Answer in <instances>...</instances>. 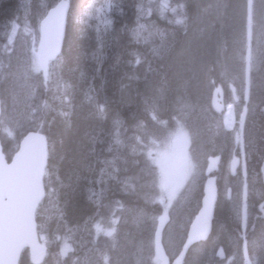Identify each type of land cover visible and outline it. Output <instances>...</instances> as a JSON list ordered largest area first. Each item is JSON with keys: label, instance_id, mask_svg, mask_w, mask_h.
I'll return each mask as SVG.
<instances>
[{"label": "trees", "instance_id": "obj_1", "mask_svg": "<svg viewBox=\"0 0 264 264\" xmlns=\"http://www.w3.org/2000/svg\"><path fill=\"white\" fill-rule=\"evenodd\" d=\"M36 1L0 0V41L7 42L13 26L21 31H37L39 19L55 0H43L44 4L42 0ZM147 1L156 6L150 9L151 14L147 10L146 19L159 27L158 37L161 35L159 39L163 41L158 43L154 39L150 44L145 41V45L135 36V25L139 6ZM169 2L173 11L163 13L157 0H69L71 14L62 48L48 73H38L30 66L22 76L28 77V83L25 79L0 78V143L6 159L16 151L20 137L27 131L41 132L47 140L45 193L35 212L37 233L48 246L41 264H112L114 252L119 253L122 248L121 254L131 255L132 263L128 264H154L157 253L153 231L161 208L151 210L140 203L135 192L137 180L146 179L140 176L144 172L150 171L153 176L147 177L159 183V170L154 162L149 165L143 159L149 155L156 158L158 149L163 151L170 143L164 145L169 135L181 134V130L185 132L187 147H195L203 155L214 154L217 149L203 148V144L222 141L225 146L232 144L240 156L239 126L236 125L234 136L230 130H224L221 112L212 111L210 103L207 109L213 122L200 118V122L188 124L170 116V106L175 102L188 112L199 103L202 106L218 86H223L225 102L230 100L236 105V118L241 117L245 107L241 135L246 173L245 178L239 173L236 181V202L240 210L243 182L247 255L251 264H264V218L258 209L264 200V171L259 168L264 159V0H252L249 23L243 9L246 0ZM153 46L156 49H151ZM29 101L32 103L27 111ZM155 106L156 112L152 110ZM26 114L37 119H28ZM144 148H152L149 155ZM233 177L230 175L232 180ZM201 191L198 188L199 198ZM114 201L126 209H135L131 215L137 218L149 216L148 227L143 225L135 236L125 234L124 242L109 234L107 231L121 220L115 218L118 208ZM196 202L200 204V199ZM224 204L221 194L218 195L210 234L200 243L204 247L221 224L222 245L231 239L233 242L228 244L235 246L233 250L225 246L233 258L231 264H242L241 216L238 210L229 211ZM168 216H174L171 208ZM186 230L185 227L183 231ZM162 234L160 243L170 253L169 244L161 242L165 232ZM125 242L129 248L124 246ZM18 264H31L26 249Z\"/></svg>", "mask_w": 264, "mask_h": 264}, {"label": "rangeland", "instance_id": "obj_2", "mask_svg": "<svg viewBox=\"0 0 264 264\" xmlns=\"http://www.w3.org/2000/svg\"><path fill=\"white\" fill-rule=\"evenodd\" d=\"M56 1L57 0H55L54 3H56ZM157 1H158V5L162 7L163 13H166L167 10L170 12L173 11L172 6L169 5V3H170L169 0H167V1L166 0H157ZM167 2H168V4H167ZM41 3L44 4V1L42 0ZM145 3L142 6H140L139 11H138V13H139L138 17L141 19L137 20V25H136L137 29H135V30H137L136 36L138 38H140L142 41L144 40L143 42H145V41L152 42L155 37H156L155 39H157L158 42H161V40L157 36L158 35V28L156 27V25H154V24L152 25L153 22L150 23V22L146 21L147 20L146 19L147 10L154 9L156 4L155 3L151 4L150 1L145 2ZM251 3H252V0H251ZM28 5H29V3L26 4L27 7H28ZM165 9H167V10H165ZM243 9H245L246 14H247L246 4H244ZM46 11L43 13V15L46 13ZM69 14H71V10H70ZM152 26H153V28H152ZM25 29L26 30L21 31V29H18L17 27L13 26L11 29V32L8 35L7 42L4 41V39H2L0 41V78L1 79H13V80L25 79V81L28 83V80H27L28 77H22V76L25 75V72L27 70H29L30 66H34L35 70L38 73L40 72V66L38 65V62H37V42H38V37H39L38 29L35 33H34V31H32L28 28H25ZM144 32L147 34H145ZM143 33H144V36H143ZM151 49H155V47H151ZM247 51H248V49H247ZM247 51H246V53H247ZM1 52H3L4 56H2ZM50 67H51V63L49 64L48 71L50 70ZM48 71H47V73H48ZM30 99H32V97ZM208 99L210 100V97L208 98V96H207L206 102ZM209 100H208V102H209ZM228 102L233 105V109H234L235 108L234 103L231 102L230 100ZM228 102H226V103H228ZM31 103H32V101L28 102L27 111H29ZM158 108L161 110L160 107H158ZM158 108H157V110L159 111ZM180 109L181 108L179 107L178 103L175 102L174 106H173V111L175 110L174 114L176 116L185 112V111L183 112L182 109L181 110ZM152 110H154L156 112V106L153 107ZM176 110H178V111H176ZM176 112H178V113H176ZM179 112H181V113H179ZM170 114H171V112H170ZM175 115H172V116L170 115V116L174 118V117H176ZM21 116L23 117V115H21ZM26 116H27V114H26ZM234 116H235V109H234ZM27 118L34 120V121L37 119L36 117H34L30 114H29V117L27 116ZM240 118L237 119L235 117V121L237 122V120H239ZM17 119H18V117H17ZM208 120H209V122H213L212 117H210ZM178 122L179 121H176V123L178 125L182 126V124H180V122L179 123ZM221 125H222V128L224 130H228V128L224 126L223 122L221 123ZM208 126H210V125H208ZM239 126H240V124H239ZM137 129H139V128L137 127L136 130ZM235 129H236V126L234 125V127H232V129L230 130L232 132L233 136L235 135V133H234ZM176 133L177 132L171 133L169 135V138H167V141L164 143V145H167L169 142L170 143L165 148V150L161 151L160 149H158L159 154L157 153L156 158L149 155V151L152 148L151 149H146V148L143 149L144 152L145 153L148 152V155H149V157L148 158L145 157V159H143V161H145V163L149 164V165H151L152 162H154L156 164L157 169L159 170V174H158L159 183L156 179H149L147 177L150 175L153 176V174H151L150 171H148L147 173L144 172L145 174L143 173V175H140V176H143L144 179L146 178L143 182H138L139 180H137L139 192L136 190L135 196L138 197V200L140 201V203L147 204L151 210L155 209L156 206L159 209L161 208V214L158 215L159 217H158V220L156 221L154 231H153V234H154L153 238L155 240L153 247L157 253L156 254L157 257H156V260L154 261V264H200V263H203V264H231V262L229 261L230 259H228V258H230V257H228L229 256L228 248L230 247L231 249H233V248H235V246L233 245V243L228 244V242L226 244V246L228 245L227 250H225L226 248L224 246H222L223 242H222V238L220 237L221 236L220 230L222 227L221 224H218V226H217V231L219 230V233L216 232L215 234H213L214 238H213V236L210 237L207 244H204L205 248L203 247V244H201L199 241L198 242H190L187 238V231L186 232L183 231V229H185V227H186V229H188L189 224L191 223L193 217L196 214L198 207L200 206V205L197 206V208L195 206L196 201H198L197 199H200V201H201V198L198 197V188H201V190H203V184L204 183L202 184L200 181L204 182L205 178L207 177L205 172H202L200 170L205 169L204 165L207 162V158L210 155V153H208L209 155L208 154L203 155L195 147H193V148L187 147V145L185 143L184 136H183V134L185 135V132L183 130H181V134L176 135ZM196 137H198V136H196ZM239 137H241L240 131H239ZM207 144H209V143H207ZM223 144L224 143H222V142H219L216 144L212 142L210 145L203 144L202 146H203V148L205 146H208L209 149L217 148V151L215 149H213V150H215L214 154H220L221 160H222L217 171H215L213 173V175H215V174L217 175V176L215 175L216 179H217V183H218V181L221 182L220 186H219V184H217L219 186L218 189L221 187V191L220 190L218 191V195L220 193L222 196V201H225V204H224V205H226L225 208H229V210H232V208H233V210L237 211L239 207H238V203L236 202V200L238 197L237 188H238L239 184L236 183L235 181H237L239 179V175H238L239 172L242 173V175H241L242 178H245L246 170L244 167H242V168L239 167L238 170H236L234 172L235 174L237 173V175L234 176L235 177L234 181H232V179L230 178V175H229L230 170H229V159L228 158H230V156H232V155H235L236 151H235L234 146L231 147V145H230L229 149H228V146H226L227 147L226 148L225 145H223ZM203 148H202V150H203ZM146 150H147V152H146ZM200 150H201V148H200ZM152 153L153 152L151 151L150 154H152ZM135 155L138 156L139 153H136ZM243 155H244L243 150H240V158H242ZM204 161H206V162H204ZM198 163H200L199 165L202 168H200ZM143 165H144V163H143ZM198 167L200 168V170ZM259 168H260V171H262V172L264 171V169L262 170V168H264V159L262 160V163H261ZM223 169L225 170V172ZM197 170L200 171V173L197 172ZM195 173H197V174H195ZM203 174L205 176H203ZM221 174H222V176H221ZM193 177H194V180H193ZM198 177H199V179H198ZM201 177L203 179H201ZM221 177H223V178H221ZM230 180L233 183L230 182ZM193 183H195V184H193ZM196 183H197V185H196ZM198 185H199V187H198ZM226 186L230 190V192L233 191L231 193L232 195L230 194L232 197L230 195H229V197L227 196V190L228 189L226 188ZM222 187H223V189H222ZM181 190H182V192H181ZM223 192H225V194ZM241 192H242V195H241L242 200H241L240 210H238V212L241 216V222H242L241 226L242 227L240 228L239 236L241 237V241H242L241 248H242L243 260H244L242 262V264H248V258H247L248 256H247V251H246L247 243H245V241L247 239L245 238V233H244L245 232V224L244 223L246 221L245 220L246 219V206H245L246 203H245V188H244L243 182L241 185ZM230 202H231V204H230ZM113 205H114V207L118 208L117 213L115 212L116 213L115 218L121 219L113 229H110L107 231V232H109V234L113 233V237H116L117 239L121 240V242H124L125 241V237H124L125 234H127V235L133 234V236H135V235H137L138 230H140V228H142L143 225L145 227L147 225V227H148V225L150 223V221L148 222L149 216L145 215V216H139V218H137V216L131 215L135 209H132V208L126 209L124 207H121V206H119L120 204L117 201H114ZM170 208L174 211L173 217L168 216V212H169ZM214 209H215V206H214ZM137 212H138V210H137ZM144 213H145V211L142 212L143 215H144ZM213 217H214V213H213ZM159 220H160V223H159ZM212 223H213V221H212ZM211 227H212V224H211ZM218 228H220V229H218ZM158 231H161L160 237H161V235H163L162 233L165 232V235L161 239L162 240L161 242H164V244L167 243L170 246V253H167L165 251V247L162 246L164 253L167 256V263H164L163 256L160 255V252L158 250L159 245H158L157 239H160V238L155 233ZM168 231H169V233H168ZM210 231H211V229H210ZM218 235H219V237H218ZM208 236H207V238H208ZM215 237H218V238H215ZM150 238H151V235H150ZM213 239H214V241H213ZM124 244H125L124 246L126 248H129V246H128V244H126V242ZM231 244H232V246H231ZM123 250H124V248H122L119 251V253L114 252L115 253L113 255L114 262L112 264L132 263V260L130 259L131 255L125 254V253L121 254V252ZM212 250L213 251L216 250V251L213 252ZM215 252H216V254L214 255ZM220 253H222L223 257L220 256ZM206 254H208L207 255V257L209 256L208 258L206 257ZM203 257H206V258L204 259ZM211 258L213 260H215V262L213 260L211 262ZM206 259H208V260H206ZM223 259H224V261H223ZM207 261H209V262H207ZM142 264H153V263H145V262L143 263L142 262Z\"/></svg>", "mask_w": 264, "mask_h": 264}, {"label": "water", "instance_id": "obj_3", "mask_svg": "<svg viewBox=\"0 0 264 264\" xmlns=\"http://www.w3.org/2000/svg\"><path fill=\"white\" fill-rule=\"evenodd\" d=\"M60 12L53 14L51 11L40 24L37 61L44 74L48 61L57 56L62 43V33L50 30ZM217 91L220 90H214L213 95ZM217 161L216 157L211 158L208 165L215 167ZM46 163L47 142L42 133L28 131L23 134L9 160L0 144V264H18L24 249H27L31 264H40L44 260L47 246L36 232L35 211L44 196ZM204 213L199 219L204 218ZM192 232L200 233L198 222L194 223Z\"/></svg>", "mask_w": 264, "mask_h": 264}, {"label": "bare ground", "instance_id": "obj_4", "mask_svg": "<svg viewBox=\"0 0 264 264\" xmlns=\"http://www.w3.org/2000/svg\"><path fill=\"white\" fill-rule=\"evenodd\" d=\"M32 1H35V0H32ZM38 1V0H37ZM37 1H36V3H37ZM145 1V0H144ZM167 1V0H166ZM178 1V0H177ZM182 1H184V0H182ZM187 1V0H186ZM189 1V0H188ZM22 2V1H21ZM28 2V1H27ZM39 3H40V0L38 1ZM62 2H64V5L62 4ZM136 2H138V1H136ZM148 2V1H147ZM172 2V1H171ZM144 3V2H143ZM142 3V4H143ZM173 3V2H172ZM193 3H194V1H193ZM25 4V3H24ZM34 4V3H33ZM135 4H137V3H135ZM139 4H141V2H139ZM139 4H138V6H139ZM141 4V5H142ZM146 4V3H145ZM167 4H168V2H167ZM166 4V5H167ZM195 4H197V3H195ZM20 5H23V4H20ZM35 5V4H34ZM148 5V4H147ZM146 5V6H147ZM158 5V4H157ZM169 5H172L171 3H169ZM184 6H185V4H183ZM194 5V4H193ZM200 5V4H199ZM24 6V5H23ZM31 7H32V5H30ZM39 6H40V4H39ZM38 6V7H39ZM130 6H132V3H131V5ZM136 6V5H135ZM182 6V5H181ZM196 6H198V4L196 5ZM201 6V5H200ZM246 6H247V21H248V23L251 21V10H252V3H251V0H246ZM69 7H70V3H69V0H57L56 1V3H54L51 7H49L48 9H47V11H46V13L41 17V19L39 20V23H38V35H39V37H38V42H37V51H38V46H39V44H40V41H41V34H40V24H41V22H42V20L43 19H45V17L52 11V13L53 14H56V13H58L59 11H61L60 13V15L58 16V20L54 23V24H52V26H51V28H50V30H52V31H56V30H59V32L60 33H62V43H63V38H64V32H65V27H66V24H67V22H68V19H69ZM140 7V6H139ZM170 7V6H169ZM26 8V7H25ZM137 8V7H136ZM190 8V7H189ZM193 8V7H192ZM199 8V10H200V7H198ZM21 9H23L22 7H21ZM34 9V8H33ZM158 9V8H157ZM129 10H130V8H129ZM137 10V9H136ZM144 10V9H143ZM159 10V9H158ZM165 10H167V9H165ZM187 10V9H186ZM201 10H202V8H201ZM203 10H205V9H203ZM202 10V11H203ZM210 10V9H209ZM24 11V10H23ZM135 11V10H134ZM146 11V10H145ZM155 11V10H154ZM191 11V10H190ZM206 11H207V9H206ZM21 12V11H20ZM149 12H150V10H149ZM153 12V11H152ZM133 14H134V12H132ZM184 13V12H183ZM187 13V12H186ZM192 13H193V11H192ZM199 13V12H198ZM206 13V12H205ZM150 14H151V12H150ZM163 14V13H162ZM203 14V13H202ZM211 14V13H210ZM197 15V14H196ZM205 15V14H204ZM207 15V14H206ZM133 16V15H132ZM165 16V15H164ZM188 16V15H187ZM208 16V15H207ZM166 17V16H165ZM170 17H171V15H170ZM186 17V16H185ZM192 17V16H191ZM194 17V16H193ZM193 17H192V20H193ZM199 17H200V15H199ZM210 17V16H209ZM163 18V17H162ZM190 18V17H189ZM134 19H137V18H135V16H134ZM139 19H141V18H139ZM165 19V18H164ZM197 19V18H196ZM203 20H204V18H202ZM138 20V19H137ZM136 20V21H137ZM135 20H134V22H136ZM148 21V20H147ZM194 22V21H193ZM151 23V22H150ZM175 23V22H174ZM173 23V24H174ZM207 23V22H206ZM135 24V23H134ZM178 24V23H177ZM176 24V25H177ZM151 25V24H150ZM152 25H153V23H152ZM155 25V24H154ZM160 25V24H159ZM163 25V24H162ZM133 26V25H132ZM136 26V25H135ZM165 26H167V24L165 25ZM152 28H153V26H152ZM159 28V27H158ZM167 28V27H166ZM142 29V28H141ZM146 29V28H145ZM150 29V28H149ZM161 29V28H160ZM169 30H170V27L168 28ZM159 30V29H158ZM168 30V31H169ZM174 30V29H173ZM63 31V32H62ZM140 31V30H139ZM152 31V30H151ZM186 31V30H185ZM147 32V31H146ZM150 32V31H149ZM155 32V31H154ZM175 32V31H174ZM173 32V33H174ZM140 33V32H139ZM145 33V32H144ZM144 33H143V36H144ZM161 33V32H160ZM145 34H147V33H145ZM149 35V34H148ZM156 35V34H155ZM154 35V36H155ZM170 35V34H169ZM174 35V34H173ZM188 35V34H187ZM136 36V35H135ZM153 36V37H154ZM158 36V35H157ZM161 36V35H160ZM160 36L158 37V38H160ZM246 36H247V40H249V38H250V25H247V31H246ZM148 37V36H147ZM164 37V36H163ZM152 38V37H151ZM156 38V37H155ZM154 38V39H155ZM153 39V38H152ZM139 40V39H138ZM157 40V39H156ZM167 40V39H166ZM136 41V40H135ZM142 41V40H141ZM144 41V40H143ZM154 41V40H153ZM163 40H161V42H162ZM99 42V41H98ZM137 42V41H136ZM139 42V41H138ZM158 42V41H157ZM62 43H61V45H60V48H59V50H58V52H57V56L59 55V53H60V51H61V48H62ZM100 43V42H99ZM159 43V42H158ZM143 44H145V42H143ZM148 44H150V41H149V43ZM157 43H155V45H156ZM161 44V43H160ZM146 45V44H145ZM152 46V45H151ZM159 46V45H158ZM149 47V46H148ZM154 47V46H153ZM164 48V47H163ZM260 48V47H259ZM261 48H262V46H261ZM156 49V48H155ZM158 50V49H157ZM149 51H151L150 50V48H149ZM163 51V50H162ZM162 51H160V52H162ZM262 51V50H261ZM157 52V51H156ZM262 54V53H261ZM56 56V57H57ZM56 57L54 58V59H50L49 61H48V67H49V64L53 61V60H55L56 59ZM91 57V56H90ZM89 57V58H90ZM92 58V57H91ZM92 59H94V58H92ZM95 60V59H94ZM237 60V59H236ZM96 61V60H95ZM63 62V61H62ZM89 62V61H88ZM92 63H94V62H92ZM60 65V64H59ZM209 66V65H208ZM48 67H47V71H48ZM67 67V66H66ZM58 69V68H57ZM67 69V68H66ZM212 69V68H211ZM208 70V69H207ZM216 70H218V69H216ZM235 70V69H234ZM219 71V70H218ZM214 72V71H213ZM217 72V71H216ZM220 72V71H219ZM44 74V73H43ZM46 74H47V72H46ZM46 74H44V75H46ZM210 74H211V72H210ZM208 75V74H207ZM212 75H213V73H212ZM216 75H217V73H216ZM79 76V75H78ZM56 77V76H55ZM212 77V76H211ZM211 77H209V78H211ZM233 77V76H232ZM246 78H247V68H246V76H245ZM214 78V77H213ZM221 78V77H220ZM245 78V79H246ZM57 79V78H56ZM222 79V78H221ZM30 80V79H29ZM33 80V79H32ZM77 80V79H76ZM105 81V80H104ZM217 81V80H216ZM75 83H76V81H74ZM218 82V81H217ZM239 82V81H238ZM105 83V82H104ZM33 84V83H32ZM54 84V83H53ZM70 84H72V83H70ZM92 84V83H91ZM95 84V83H94ZM106 84V83H105ZM63 85V84H62ZM77 85V84H76ZM79 85V84H78ZM240 85V84H239ZM64 86V85H63ZM105 86V85H104ZM30 87V86H29ZM32 87V86H31ZM72 87V86H71ZM223 87V86H222ZM222 87L221 86H218V87H216L214 90H216L217 88L220 90L219 92L217 91L216 92V94H214L213 95V92L211 91V93H210V95L212 94V96H210V100H209V102H208V100H207V105H206V101H204L203 102V105L202 106H200L201 104L199 103V106L198 107H193V108H191V109H189L188 110V112H184V110H183V112L184 113H181V112H179V113H181L180 115H175L174 114V111H173V106H170V108L172 109V111H171V116L172 115H175L177 118H180V119H182L180 122L182 123V121H183V119L184 120H186V121H188L187 123L188 124H191V123H193V121H201L200 120V118H202V119H205V120H208L210 117H212V115H211V113H209L208 112V109H207V106H209V103L211 104V106H212V108L211 109H213L212 111H215V112H221V120H220V122L222 123L223 122V124H224V126L225 127H234V125L236 126V125H238L239 126V124H240V126H239V131H240V133H241V131H242V126H243V119H244V114H245V107H244V109H243V111H242V114H241V118L239 119V120H237V122L235 121V117H236V114H235V116H234V109L236 108H234L233 109V105L232 104H230L229 102L228 103H226L225 102V100H224V92H223V90L224 89H222ZM25 88V87H24ZM77 88V87H76ZM212 89V88H211ZM72 90V89H71ZM89 90V89H88ZM213 90V91H214ZM230 91V90H229ZM241 91V90H240ZM235 92H237V90L235 91ZM204 93V92H203ZM242 95H243V93H242ZM240 96V95H239ZM250 96V95H249ZM200 97V96H199ZM261 97V96H260ZM209 98V97H208ZM253 98V97H252ZM206 99V98H205ZM227 99V98H226ZM244 99V98H243ZM250 99V98H249ZM247 101V86H246V88H245V102ZM201 102V101H200ZM0 105H1V98H0ZM195 105H198V104H195ZM206 105V106H205ZM234 106H236V105H234ZM201 108V109H200ZM206 108V109H205ZM176 109V108H175ZM199 109H200V111H199ZM179 110V109H178ZM178 110H176V111H178ZM237 110V109H236ZM235 112H238V111H235ZM176 113H178V112H176ZM239 113V112H238ZM219 114V113H218ZM216 115V114H215ZM239 115V114H238ZM237 115V116H238ZM213 116H214V114H213ZM238 118V117H237ZM173 118H171V120H172ZM176 119V118H175ZM212 120V119H211ZM173 121V120H172ZM177 121H179V120H177ZM209 121V120H208ZM217 121V120H216ZM219 122V123H220ZM179 123V122H178ZM180 123V124H181ZM186 123V122H185ZM197 123V122H196ZM239 123V124H238ZM183 124H184V122H183ZM207 122H206V127H207ZM218 124V123H217ZM203 125H205L204 123H203ZM209 125V124H208ZM213 126V125H212ZM189 127V126H188ZM187 127V128H188ZM211 127V126H210ZM209 126H208V128H210ZM200 128H202L201 126H200ZM199 128V129H200ZM220 128V127H219ZM218 128V129H219ZM203 129V128H202ZM207 129V128H206ZM205 129V130H206ZM32 131H34V130H32ZM199 131V130H198ZM200 131H202V130H200ZM199 131V132H200ZM215 131V130H214ZM218 131V130H217ZM36 132H38V131H36ZM191 132H193L194 133V131H191ZM198 132V133H199ZM208 132H210L209 130H208ZM39 133H41V132H39ZM201 133V132H200ZM206 133V132H205ZM219 133V132H218ZM43 134V133H42ZM203 134V133H202ZM211 134V133H210ZM210 134H208V135H210ZM221 134H222V131H221ZM227 134H229V133H227ZM226 134V135H227ZM44 135V134H43ZM200 135V134H199ZM206 135V134H205ZM204 134L202 135V136H205ZM225 134H223V136H224ZM45 136V135H44ZM197 136V135H196ZM196 136H195V138H196ZM222 136V137H223ZM46 137V136H45ZM206 137V136H205ZM208 137V136H207ZM215 137V136H214ZM226 137V136H225ZM199 138V137H198ZM201 138V140L200 141H202L203 139H202V137H200ZM224 138V137H223ZM206 139H208V138H206ZM219 139H221V138H219ZM233 139V138H232ZM198 140V139H197ZM222 140V139H221ZM225 140H227V137H226V139ZM236 140V139H235ZM231 141V140H230ZM222 142V141H221ZM225 142V141H224ZM239 143H240V149L239 150H243V146H242V143H243V138H242V135H241V137H239ZM226 144V143H225ZM225 144H223V145H225ZM210 145V144H209ZM228 146V145H227ZM226 147V146H225ZM231 147H232V144H231ZM219 148V147H218ZM227 148V147H226ZM216 149V148H215ZM228 149H229V146H228ZM213 150V149H212ZM216 151H217V149H216ZM222 151V150H221ZM236 151V150H235ZM220 152V151H219ZM223 152V151H222ZM227 152V151H226ZM229 152V151H228ZM239 152V151H238ZM207 153V152H206ZM205 153V154H206ZM211 154L208 156V158H207V162L206 161H204V162H206L205 163V165H204V167H205V169L204 170H200V168H202L199 164L200 163H198V165L200 166V168H199V170L200 171H202V172H205V174L207 175V177L205 178V180H204V182H202V181H200L202 184H203V190L201 191L202 192V196H201V201H200V204H198V205H196V207L197 206H199L198 207V209H197V211H196V214H195V216L193 217V219H192V221H191V223L189 224V226H188V229L186 230L187 231V238H188V240L190 241V242H201V241H203V240H205L206 238H207V236L209 235V233H210V229H211V224H212V221H213V213H214V206H215V202L217 201V197H218V191L220 190L221 191V189H218V187L220 186H218L217 184V179H216V176L215 175H213V173L215 172V171H217V169H218V167L220 166L219 165V160H220V155L219 154H213L212 152H210ZM217 153V152H216ZM226 154V153H225ZM244 154V153H243ZM237 155H238V153H237ZM244 156V155H243ZM217 158L218 159V161H217V165L215 166V167H212V166H210V165H208V162H209V159H211V158ZM231 157V156H230ZM237 157V156H236ZM243 158V159H242ZM242 158H240V156H238L237 158H234L233 159V161H232V168H234L235 167V165L238 163V167H240V168H242V167H244L245 166V162H244V157H242ZM229 159V158H228ZM230 160V159H229ZM227 161V160H226ZM201 162V161H200ZM225 165V164H224ZM203 166V165H202ZM263 166V165H262ZM231 167V166H230ZM237 167V168H238ZM225 168V167H224ZM245 168V167H244ZM264 168H262V170H263ZM224 170V169H223ZM232 170V169H231ZM238 170V169H237ZM200 171H198L197 170V172H199L200 173ZM219 171V170H218ZM201 172V173H202ZM224 172H225V170H224ZM239 172V171H238ZM227 173V172H226ZM240 173V172H239ZM246 173V172H245ZM195 174H197V173H195ZM233 174H235V173H233ZM199 175V174H198ZM239 175V174H238ZM241 175H242V173H241ZM195 176V175H194ZM203 176H205L204 174H203ZM221 176H222V174H221ZM227 176V175H226ZM235 176V175H234ZM240 176V175H239ZM231 177H232V174H231ZM242 177V176H241ZM262 177V176H261ZM197 178V177H196ZM221 178H223V177H221ZM234 178V177H233ZM198 179H199V177H198ZM201 179H203L202 177H201ZM219 179V178H218ZM225 179V178H224ZM232 179V178H231ZM241 179V178H240ZM193 180H194V177H193ZM221 180V179H220ZM242 180V179H241ZM263 180H264V174H263ZM198 181V180H197ZM232 181H234V180H232ZM193 182V181H192ZM219 182V181H218ZM230 182H231V180H230ZM236 182V181H235ZM199 183V182H198ZM211 183V184H210ZM227 183V182H226ZM242 183V182H241ZM193 184H195V183H193ZM210 184V185H209ZM229 184V183H228ZM196 185H197V183H196ZM208 185H209V187H208ZM235 185V184H234ZM198 187H199V185H198ZM221 188V187H220ZM226 188H227V186H226ZM222 189H223V187H222ZM228 189V188H227ZM235 189V188H234ZM233 192V191H232ZM232 192H230V190L228 189L227 190V196L229 197V195L232 193ZM224 194H225V192H223ZM220 195V194H219ZM232 195V194H231ZM230 195V196H231ZM246 195V194H245ZM199 197V196H198ZM232 197V196H231ZM197 198V197H196ZM195 198V199H196ZM245 198H246V196H245ZM197 200H199V199H197ZM227 200V199H226ZM229 200V199H228ZM232 201V200H231ZM244 202V201H243ZM233 203V202H232ZM191 204V203H190ZM194 204V203H193ZM196 204H197V202H196ZM230 204H231V202H230ZM235 205V204H234ZM221 206V205H220ZM226 206V205H225ZM237 206V205H236ZM244 206V205H243ZM264 200L258 205V209H259V211L261 212H259L260 213V215L262 214V217L264 218ZM237 208V207H236ZM257 209V210H258ZM225 210V209H224ZM219 211V210H218ZM225 211H227V210H225ZM229 211H231V210H229ZM232 211H233V208H232ZM236 211V210H235ZM203 212H205L204 213V218H202V219H199V216L203 213ZM224 212V211H223ZM226 213V212H225ZM254 214V213H253ZM256 214V213H255ZM229 215V214H228ZM257 217V216H256ZM259 217V216H258ZM252 218V217H251ZM244 219V218H243ZM255 219V218H254ZM252 220V219H251ZM245 221V220H244ZM250 221V220H249ZM256 221H257V219H256ZM196 222H198L199 224H200V233L199 234H196V233H193L192 232V227H193V225H194V223H196ZM241 222V221H240ZM253 222V221H252ZM254 222H255V220H254ZM261 222V221H260ZM259 222V223H260ZM159 223H160V220H159ZM242 223V222H241ZM245 224V223H244ZM253 225H255V224H253ZM262 226L261 227H263V223L261 224ZM242 227V226H241ZM256 228V226H254V229ZM264 228V227H263ZM170 229V228H169ZM218 229H220V228H218ZM253 229V231H255ZM171 230V229H170ZM169 230V231H170ZM237 230H238V228H237ZM169 231H168V233H169ZM216 231V230H215ZM220 231H222V230H220ZM218 233H219V230L217 231ZM224 232V231H223ZM230 232H231V230H230ZM160 233H161V231H158L157 232V236H159V238H160ZM222 233V232H221ZM225 233V232H224ZM245 233V232H244ZM186 234V233H185ZM232 234V233H231ZM181 235V234H180ZM217 235V234H216ZM227 235V234H226ZM233 235V234H232ZM225 236V235H224ZM183 237V236H182ZM181 237V238H182ZM218 237H219V235H218ZM218 237H215V238H218ZM221 237V236H220ZM226 237V236H225ZM224 237V238H225ZM253 237V236H252ZM185 238V237H184ZM213 238H214V236H213ZM231 238V237H230ZM251 238V237H250ZM249 238V239H250ZM229 239V238H228ZM216 240V239H215ZM183 241V240H182ZM213 241H214V239H213ZM227 241V240H226ZM229 241H231V239L229 240ZM228 241V242H229ZM240 241V240H239ZM246 241H248V240H246ZM245 241V243H247L248 244V242H246ZM252 241V240H251ZM157 242H158V250H159V252H160V255H162L163 256V260H164V263H167V256L165 255V253H164V250H163V248H162V245H161V243H160V239H157ZM231 242H233V240L231 241ZM235 242V241H234ZM215 243V242H214ZM217 243V242H216ZM222 243V242H221ZM220 243V244H221ZM225 243V242H224ZM240 243V242H239ZM249 243H250V241H249ZM183 244V243H182ZM234 244V243H233ZM217 245V244H216ZM246 245V244H245ZM249 245V244H248ZM252 245V244H251ZM214 246V245H213ZM218 246V245H217ZM223 246V245H222ZM225 246H226V244H225ZM224 246V247H225ZM228 246V245H227ZM231 246H232V244H231ZM253 246H256V245H254V243H253ZM198 247V246H197ZM249 247V246H248ZM252 247V246H251ZM199 248V247H198ZM201 248V247H200ZM203 248V247H202ZM205 248V247H204ZM216 248V247H215ZM222 248V247H221ZM230 248V247H229ZM225 249V248H224ZM252 249V248H251ZM205 250V249H204ZM208 250V249H207ZM227 250V249H226ZM233 250V249H232ZM236 250V249H235ZM249 250V249H248ZM210 251V250H209ZM213 251V250H212ZM214 251H216V250H214ZM213 251V252H214ZM231 251V250H230ZM192 252V251H191ZM212 252V253H213ZM235 252V251H234ZM208 253V252H207ZM210 253V252H209ZM230 253V252H229ZM233 253V252H232ZM237 253V252H236ZM216 254V252L214 253V255ZM220 254H222V253H220ZM207 255L208 254H206V257H207ZM227 255V254H226ZM204 256V255H203ZM234 256V255H233ZM248 256V255H247ZM206 257H203L204 259L206 258ZM209 257V256H208ZM207 257V258H208ZM213 257V256H212ZM228 257H230V256H228ZM236 258V257H235ZM239 258V257H238ZM237 258V259H238ZM248 258V257H247ZM228 259H230V260H232L233 258H228ZM241 259V258H240ZM206 260H208V259H206ZM212 258H211V262H212ZM227 260V259H226ZM229 260V261H230ZM236 260V259H235ZM241 260H243V259H241ZM251 260V259H250ZM250 260H249V258H248V264H251V263H253V262H250ZM214 262H215V260H213ZM223 261H224V259H223ZM244 261V260H243ZM252 261V260H251ZM207 262H209V261H207ZM219 263V262H218ZM223 263V262H222ZM226 263V262H225ZM236 263V262H235ZM200 264H203V263H200Z\"/></svg>", "mask_w": 264, "mask_h": 264}, {"label": "flooded vegetation", "instance_id": "obj_5", "mask_svg": "<svg viewBox=\"0 0 264 264\" xmlns=\"http://www.w3.org/2000/svg\"><path fill=\"white\" fill-rule=\"evenodd\" d=\"M236 153V152H235ZM220 155V154H219ZM238 157V155H237V153L235 154V155H232L229 159V172H230V174L229 175H231L232 173H234L239 167V165H238V163L235 165V167L234 168H232V161H233V159L234 158H237ZM221 162H222V160H221V156H220V160H219V165L221 164ZM231 166V167H230ZM238 167V168H237ZM232 169V170H231ZM233 176L235 175H237V173L236 174H232ZM220 256H222V254H220ZM223 257V256H222Z\"/></svg>", "mask_w": 264, "mask_h": 264}]
</instances>
